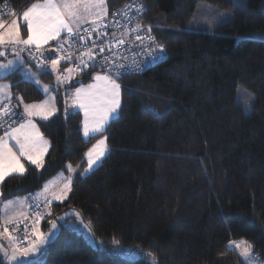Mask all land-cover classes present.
I'll use <instances>...</instances> for the list:
<instances>
[{"label":"trees","instance_id":"16d2710c","mask_svg":"<svg viewBox=\"0 0 264 264\" xmlns=\"http://www.w3.org/2000/svg\"><path fill=\"white\" fill-rule=\"evenodd\" d=\"M30 1L0 4L21 10ZM126 1L107 0L108 14ZM141 1L144 22L166 54L117 80L121 108L105 131L109 151L101 163L80 175L91 139L82 135L78 111L65 118L58 91L57 113L37 120L49 142L44 167L25 163L26 175L0 187L3 200L37 191L66 163L80 165L66 200L51 208L74 209L91 238L60 223L41 264H148L149 252L158 264H242L238 248L226 247L230 241L250 242L264 264V0L243 7L204 0L233 14L210 32L186 29L200 0ZM95 71L63 86L85 83ZM54 76L39 77L56 87ZM6 79L25 102L42 99L32 84L13 83L18 74ZM238 85L254 94L248 114L235 102ZM134 250L142 255L128 259Z\"/></svg>","mask_w":264,"mask_h":264},{"label":"snow or ice","instance_id":"6c2138e0","mask_svg":"<svg viewBox=\"0 0 264 264\" xmlns=\"http://www.w3.org/2000/svg\"><path fill=\"white\" fill-rule=\"evenodd\" d=\"M234 6L243 7L244 5L234 0ZM145 7L141 0H132L131 3H126L121 9L112 13L113 20L106 21L107 0H36L22 13L23 21L26 22V37L22 34L17 19H13L11 23L0 20V57L5 58L6 61H0V79H6L16 73L21 79L13 83L32 84L38 91L48 96V93L53 91V87L42 84L39 76L48 73L49 68L51 73L56 74L58 89L72 82L75 75L85 68L96 67L97 60L102 59L103 64L100 67L106 66V71L94 75L93 79L97 83L90 84L87 88H76L71 96L72 103L68 105L67 100L65 101L68 105L65 108V118L69 114V108H78L84 113L82 130L85 138L102 134L110 121L119 116L121 85L117 83V80L132 71L142 70L135 59L131 63H120L119 60L126 57H117L113 49L128 43L126 37L131 33L134 36L132 43L139 41L140 45H143L147 40L152 46L150 50H147L150 59L145 61V64L155 63L165 57L164 45L157 43L156 38L151 35L152 26L134 23ZM133 8H135V15L130 14ZM9 14L14 15V12ZM231 19L229 15L221 14L217 24L228 23ZM88 23L92 25L91 30L82 28ZM108 27L122 29L119 36L113 32L111 40L105 41L111 56L104 55L106 48L98 46L95 40L92 41L91 48L86 47L84 42L92 37L93 32H96L97 39L101 36L106 37L108 34L104 29ZM141 31L145 35H139ZM239 39L243 41L242 37ZM51 42L55 43L54 48L51 47ZM80 48H84V51H79ZM76 51H79L75 61L76 67L64 68L61 71V62L73 63L72 57ZM9 54L12 58L6 59ZM53 55L55 58L49 60V57ZM32 61L35 62L36 72L29 67ZM11 87L12 84L0 83V129L4 130L3 135H0V187L13 175L21 177L26 175V168L21 162V157L37 169L44 167V155L48 151L49 142L40 132L33 117L39 116L42 120H49L58 111L55 107V96H48L39 103H27L23 96L13 93ZM13 99H16L18 103L13 104ZM253 103L254 97L249 96L245 109L250 110ZM21 106L22 113L18 110ZM106 139L105 137L97 140L85 153L87 167L80 173L81 176L101 163L102 158L109 151ZM10 141L14 142L18 153L14 151ZM79 167L80 165L73 167L69 163L66 165L69 175L64 176L63 172L59 173L58 177L61 179L56 182H46L39 192L30 193L26 197L4 201V193L0 191V229H2L0 230V258L2 261H6V264H41L34 258L54 241L57 236V221L65 217L50 220L47 233L41 231L39 225L45 218V214H51L50 205L53 200L64 201L68 197L72 190V174ZM42 208L46 209L47 213ZM25 209L28 211L26 212ZM76 215L79 217V213ZM21 224L23 231L20 230ZM85 227L88 228L91 236L90 227L88 225ZM92 239L95 241L94 236ZM4 241L7 243L5 244ZM112 244L119 247V241L115 238ZM233 245L240 249L242 264H261L250 242L230 241L226 247L232 249ZM96 247L102 248L103 242L97 243ZM147 256L151 258L152 264H158V259L153 253L149 252Z\"/></svg>","mask_w":264,"mask_h":264},{"label":"rangeland","instance_id":"374dc122","mask_svg":"<svg viewBox=\"0 0 264 264\" xmlns=\"http://www.w3.org/2000/svg\"><path fill=\"white\" fill-rule=\"evenodd\" d=\"M33 2H36V0H32L30 1L25 7H23L21 10H19V13L17 14V16H20L21 18V24H24L25 25V28H26V22L23 21V18H22V13L23 11H25L28 7H30V5L33 3ZM232 2L234 3V0H232ZM239 3H241L242 5H245L246 4V0H238ZM221 14H227L229 15L231 18L233 17V14L231 11L225 9V8H222V7H219L217 5H214V4H211V3H208L204 0H200L196 3V6H195V9L194 11L192 12L191 14V17H190V20L186 26V29L187 30H192V31H203V32H210V31H213L217 26H219L217 24V21H218V18L221 16ZM26 37V36H25ZM51 43H54V42H51ZM55 57H52L51 59H54ZM50 59V60H51ZM29 67H31V70L33 72H36L37 69L36 67L30 63L29 64ZM50 69V68H49ZM97 73H101L102 72H93L92 75H91V81L90 82H87V83H81V82H78L77 85L74 87V88H71V89H68L66 87H64L63 85L60 86L58 89L56 87L53 86V91H51L50 93H48V96H55V94L60 91L62 93V98L64 100V103L65 101L67 100L68 102V105H70L72 103V99H71V96L72 94H74L75 92V89L76 88H80V87H85L87 88L88 85L90 84H94V83H97L93 77L95 74ZM40 79V78H39ZM5 80L6 82L8 81L9 83L11 81H9V79H3ZM79 79H76L74 77L73 79V82H76L78 81ZM42 82V81H41ZM12 83V82H11ZM10 83V84H11ZM118 83V82H117ZM42 84H45L42 82ZM51 85V84H49ZM56 85V84H55ZM52 86V85H51ZM43 93V92H42ZM48 96H45V94L43 93V99L41 100H45L48 98ZM249 96H252L254 97V94L252 92H250L249 90H247L246 88H244L243 86L241 85H238L236 87V91H235V102L241 106L242 108V111L245 113V114H248L250 110H246L245 109V103L248 101V98ZM29 103H32V102H29ZM66 105L65 103V108L68 106ZM78 111L81 115V132L83 134V120H84V113L82 111H80L78 108L77 109H71L69 108V111ZM84 137V136H83ZM106 135H105V132L102 133V134H98V135H94L92 136V138H86V139H91L88 147L86 148L85 152H84V159H85V163L83 165V168L81 170V172H83L84 168L87 167V157L85 156V153L88 151L89 148L92 147L93 144L96 143L97 140L99 139H102V138H105ZM106 143H107V140H106ZM15 151V150H14ZM23 158L21 157V160ZM23 161V160H22ZM24 163V161L22 162ZM28 163V162H26ZM31 164V163H29ZM66 165H68V163L65 164L64 168L62 169H59L58 171H56L53 175L49 176L48 179L49 181H58L59 179H61L60 177H58V174L63 172L64 173V176H67L69 175V173L67 172V168H66ZM80 172V173H81ZM73 175V174H72ZM46 179V180H47ZM46 182V181H45ZM45 182L42 183L41 187L43 188V186L45 185ZM48 182V181H47ZM58 190V188H57ZM28 196L27 195H23L22 197H26ZM16 197H13V198H10V199H14ZM9 200V199H8ZM66 200V199H65ZM63 201H55L53 200L51 205H50V209H51V214L50 215H47L45 214V218H43L41 220V223L39 225L41 231L47 233L49 231V228H50V224H49V221L50 220H54L56 219L57 217H65L63 220H58L57 221V225H58V229H57V234L60 232V223L62 225H65L67 227H70L72 229H74L77 233H80L82 234L83 238H85L86 240H89L91 238V236L89 235V231H88V228L85 227V225L83 223H81L79 217H77V213L75 212L74 209H67V210H63L57 214H54L53 212V209L51 208L52 204L53 203H61ZM42 210L47 213V210L46 209H43ZM67 213V216H65V214ZM11 214V213H9ZM71 216L73 215L71 218L68 216ZM45 219V222L46 224H42V221ZM46 226V227H45ZM2 230V229H0ZM4 243L6 244L7 242L4 241ZM235 246V245H234ZM240 251V249H238ZM45 249L42 250L41 252H39L36 257L34 258L35 260L37 261H40L42 262L45 258ZM142 255V253H139L138 251L134 250L132 252H129L126 254V257L128 259H136V258H139L140 256ZM146 259L148 261V264H152V261H151V258L149 256H146Z\"/></svg>","mask_w":264,"mask_h":264},{"label":"built area","instance_id":"2783aa9c","mask_svg":"<svg viewBox=\"0 0 264 264\" xmlns=\"http://www.w3.org/2000/svg\"><path fill=\"white\" fill-rule=\"evenodd\" d=\"M131 2H132V0H128L125 3H123L120 7L116 8V9H113L108 14V16L106 17V21L113 20L112 13L114 11H117V10L121 9L126 3H131ZM141 2L145 5V3L143 1H141ZM145 11H146V7H145V10L143 11V13L139 16L138 19L135 20L134 23H141L144 26H148L144 22ZM13 12H14V15L9 14V13H13ZM18 13H19V10L13 9V7L11 6V4L9 2H4V3L0 4V20H3V22H8V21L14 19L17 16ZM130 14L131 15H135L136 14L135 13V8H133L131 10ZM82 28H88L89 30H91L92 25L90 23H88V24L83 25ZM104 31H106L107 34H108L106 37L105 36H101L99 39H97L96 32H93L92 33V37L90 39H88L84 43H86V47L91 48L92 47V41L95 40L98 46H104L106 48V51H105L104 55L111 56V52L107 51V44L105 43V41L111 40L113 32H116L117 36H119L120 33L122 32V29H115L113 27H108V28L104 29ZM139 35L143 36V35H145V33L143 31H141L139 33ZM151 35H153L152 32H151ZM126 40L128 41V43H126L125 45L121 46L120 48H114L113 51L116 53L117 57H121V58L126 57V59H120L119 60L120 63H131L132 60L135 59L136 63L141 65L142 70L141 71H132L129 74H126V75L138 74V73L144 71L145 69H147L152 64V63L151 64H145V61L150 59V57L147 55V50H150L152 46H151L150 42L147 41V40L144 41L143 45H140L139 41H136L135 43H132V41L134 40V36L131 33H129L128 37H126ZM111 42L113 44L115 43V41H111ZM51 47L54 48L55 47V43H52ZM79 51H84V48H80ZM79 51H76L74 53V55L72 57V59L74 61L73 63L69 64L67 62H61V64H60V70L61 71H63L64 68H68V67L75 68L76 67L75 61H76V57L79 55ZM51 57H55V55L50 56V58ZM32 63L35 65L34 61H32ZM101 64H103V60L102 59H98L96 67L89 66L88 68H85L79 74L85 73L88 70H96L98 72H102L103 73L104 71H106V66L104 68H102V67H100ZM79 74H77V75H79ZM77 75H75V76H77ZM13 126H15V125H13ZM0 131H4V130L0 129ZM20 230L23 231V225L22 224L20 225Z\"/></svg>","mask_w":264,"mask_h":264},{"label":"crops","instance_id":"0c3cea01","mask_svg":"<svg viewBox=\"0 0 264 264\" xmlns=\"http://www.w3.org/2000/svg\"><path fill=\"white\" fill-rule=\"evenodd\" d=\"M14 19H17L18 20V23L20 24V27H21V31H22V34L24 35V36H26L27 35V32H26V28H25V25L24 24H21V18H20V16H16ZM13 20V19H12ZM12 20H10V21H8V22H5V23H11V21ZM52 44V43H51ZM12 58V56H11V54H9L8 56H7V58L6 59H11ZM52 58V57H51ZM50 57H49V60L51 59ZM25 59L27 60V57H25ZM0 61H5V58H3V57H0ZM6 62V61H5ZM32 63V62H31ZM33 64V63H32ZM34 65V64H33ZM49 72H51V69H49ZM55 74V73H54ZM56 75V74H55ZM40 78V77H39ZM74 79V78H73ZM41 80V79H40ZM92 79H90L89 81H87V82H90ZM42 81V80H41ZM43 82V81H42ZM87 82H85V83H87ZM0 83H5V84H10L8 81L6 82L5 80H3V79H0ZM43 83H45V82H43ZM45 84H49V83H45ZM54 84H56V82L54 83ZM42 92V91H41ZM42 99H43V97H42ZM40 101H42L41 99L40 100H37V101H31L32 103H39ZM18 102V101H17ZM27 103H29V102H27ZM55 107L57 108V105H56V102H55ZM19 111L22 113L23 112V107L21 106L20 108H19ZM77 111V110H76ZM33 120H34V122L36 123V125H37V120H42L39 116H36V117H33ZM37 127H38V125H37ZM39 128V127H38ZM41 132V131H40ZM0 135H3V131H0ZM83 135V134H82ZM44 136V135H43ZM45 138V137H44ZM46 139V138H45ZM10 144H12L13 145V148H14V150L15 151H17V153H18V149H16L15 148V145H14V142L13 141H10ZM46 154V153H45ZM45 156V155H44ZM23 158V157H22ZM23 161H24V165H25V163L26 162H28V163H30L29 161H27L26 159H22ZM21 160V162H23ZM48 179H50V178H48ZM45 180L46 182L47 181H49V180ZM44 181V182H45ZM43 182V183H44ZM45 182V183H46ZM42 189V187H40L37 191H35V192H33V193H31V194H35V193H37V192H39L40 190ZM16 197H22V196H16ZM11 198H13V197H11ZM10 199V198H9ZM8 200V199H7ZM7 200H4V201H7ZM25 211H26V209H25Z\"/></svg>","mask_w":264,"mask_h":264},{"label":"water","instance_id":"95a60500","mask_svg":"<svg viewBox=\"0 0 264 264\" xmlns=\"http://www.w3.org/2000/svg\"><path fill=\"white\" fill-rule=\"evenodd\" d=\"M54 77H55V82H56V75Z\"/></svg>","mask_w":264,"mask_h":264}]
</instances>
